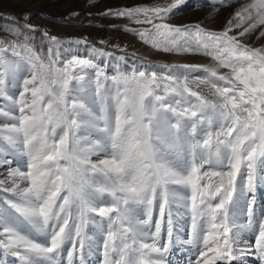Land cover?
Wrapping results in <instances>:
<instances>
[{"label":"snow or ice","instance_id":"obj_1","mask_svg":"<svg viewBox=\"0 0 264 264\" xmlns=\"http://www.w3.org/2000/svg\"><path fill=\"white\" fill-rule=\"evenodd\" d=\"M184 2L106 14L151 25L136 34L153 48L199 53L212 65L109 77L95 54L62 61L15 28L11 39L0 37V99L10 102L0 117L12 121L0 125V165L12 154L27 158L24 170L10 168L0 180V264L9 256L13 264H88L89 225L103 233V264H167L180 243L195 246V264H242L243 233L254 225L255 254L264 261V208L256 220L251 196L247 221L238 223L237 207L264 186V47L241 40L264 26V0L238 7L219 32L166 23ZM17 81L22 90L13 97L6 88ZM201 85L213 99L196 90ZM171 204L191 213L186 240L174 238Z\"/></svg>","mask_w":264,"mask_h":264},{"label":"rangeland","instance_id":"obj_2","mask_svg":"<svg viewBox=\"0 0 264 264\" xmlns=\"http://www.w3.org/2000/svg\"><path fill=\"white\" fill-rule=\"evenodd\" d=\"M172 0H0V37L5 40L11 39L9 30L15 28L22 32L28 43L41 54H47L49 50L59 53L60 59L66 61L73 55L82 58H95V62L103 67L105 74L109 77L118 72L130 74L133 71H157L164 73L172 70L174 73L184 71L180 69L184 64L212 65L214 62L210 57L199 53H178L176 51L164 52L153 48L150 43H145L136 33L145 29L150 30L151 25L135 23L128 17H119L113 14L136 6L152 7L171 3ZM250 0H185V2L173 10L165 21L177 27H193L199 25L208 31H222L238 7L249 3ZM19 26V27H17ZM31 26V27H29ZM127 29V30H126ZM264 26L258 28L249 36L242 37L243 43L253 48L264 47V36H260ZM47 33V35H45ZM55 37V41L51 38ZM103 53L100 55L99 53ZM221 73L227 69H220ZM190 78L202 77L204 73L190 72ZM107 87L111 88L109 79L105 81ZM20 82L15 87H7L9 95L18 97L21 91ZM206 97L213 99L208 86L201 85L199 89ZM10 102L0 99V107L7 109ZM7 117H0V125L11 123ZM26 157L17 154L10 156V165H0V180L7 176L10 168L19 167L25 169ZM96 157H93L95 160ZM225 170L220 165H205L204 170ZM237 184H240L238 177ZM0 195L5 193L0 192ZM7 195L11 196V193ZM255 197V219L260 218L259 213L264 208V186L257 185L254 194H247L240 199L237 207L240 209L238 223H246L245 200ZM159 200L153 208V224L160 219ZM174 238L179 237L181 241L191 235V213L188 209L170 205ZM168 208L162 223L160 243L166 242V227L168 219ZM207 225L205 224V227ZM154 231V228L152 229ZM85 233L91 235L95 252L87 258L88 264H103L102 239L103 233L99 229L93 231V226L85 228ZM258 230L255 225L251 230L243 233L248 255L242 257V264H252L253 257L264 264L255 254V239ZM151 242V241H149ZM86 241V245H87ZM70 248V245H65ZM87 251V248H86ZM248 257V258H247ZM195 246L187 244H175L166 254L167 264H195ZM7 264H13L15 258H5ZM66 264V260H65Z\"/></svg>","mask_w":264,"mask_h":264},{"label":"bare ground","instance_id":"obj_3","mask_svg":"<svg viewBox=\"0 0 264 264\" xmlns=\"http://www.w3.org/2000/svg\"><path fill=\"white\" fill-rule=\"evenodd\" d=\"M208 170V169H207ZM209 171H211V169L209 170ZM248 258V257H247ZM249 259H252L253 261H252V264H260V262L258 261V260H256L255 258H253V257H249ZM218 264H224V262H218ZM233 264H240V262H233Z\"/></svg>","mask_w":264,"mask_h":264}]
</instances>
